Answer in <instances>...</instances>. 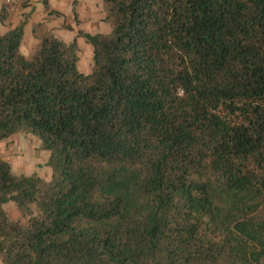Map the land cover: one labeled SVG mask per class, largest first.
<instances>
[{"label": "trees", "instance_id": "1", "mask_svg": "<svg viewBox=\"0 0 264 264\" xmlns=\"http://www.w3.org/2000/svg\"><path fill=\"white\" fill-rule=\"evenodd\" d=\"M102 1L88 76L39 25L21 55L26 18L0 34V143L51 169L0 157V264H264V0Z\"/></svg>", "mask_w": 264, "mask_h": 264}, {"label": "rangeland", "instance_id": "2", "mask_svg": "<svg viewBox=\"0 0 264 264\" xmlns=\"http://www.w3.org/2000/svg\"><path fill=\"white\" fill-rule=\"evenodd\" d=\"M55 8L59 15L49 17L43 15L44 3L35 7L38 14L34 24L26 21L24 37L20 45V53L29 57L35 49L33 28L39 25V30L51 33L55 38L65 42H75L77 47V70L83 75L92 73V47L77 33L97 35L108 34L111 27L106 17V6L102 0H49V5ZM50 8V7H49ZM51 9V8H50ZM31 16V15H30ZM31 19V17H30ZM4 27L0 24V34ZM0 157L8 161L15 175H35L44 181H50L51 169L48 166L49 153L41 150L37 138L24 133H18L2 142ZM4 208L11 218L16 219L19 213L11 204Z\"/></svg>", "mask_w": 264, "mask_h": 264}, {"label": "crops", "instance_id": "3", "mask_svg": "<svg viewBox=\"0 0 264 264\" xmlns=\"http://www.w3.org/2000/svg\"><path fill=\"white\" fill-rule=\"evenodd\" d=\"M46 2L49 5V0H23L20 7L17 8V10L7 14V17L5 19V23L7 27H4V31L6 29L13 28L14 26L18 25L21 21H23L24 18H26V21H33L34 24L36 17L38 14H35V7L40 4ZM51 10L57 11L55 8L49 6ZM3 3L2 0H0V11L3 9ZM31 15V16H30ZM43 15H46V12H43ZM31 17V19H30ZM2 143H0L1 146Z\"/></svg>", "mask_w": 264, "mask_h": 264}, {"label": "built area", "instance_id": "4", "mask_svg": "<svg viewBox=\"0 0 264 264\" xmlns=\"http://www.w3.org/2000/svg\"><path fill=\"white\" fill-rule=\"evenodd\" d=\"M22 1L23 0H2V3L12 12L22 4Z\"/></svg>", "mask_w": 264, "mask_h": 264}]
</instances>
